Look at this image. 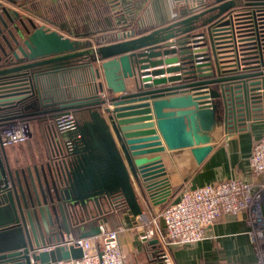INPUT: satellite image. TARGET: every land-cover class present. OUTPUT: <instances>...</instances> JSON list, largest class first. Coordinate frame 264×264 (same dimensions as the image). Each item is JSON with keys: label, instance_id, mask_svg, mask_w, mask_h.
I'll return each mask as SVG.
<instances>
[{"label": "water", "instance_id": "1", "mask_svg": "<svg viewBox=\"0 0 264 264\" xmlns=\"http://www.w3.org/2000/svg\"><path fill=\"white\" fill-rule=\"evenodd\" d=\"M210 3L157 27L120 16L107 37L114 41L94 45L0 0V120L18 106L37 109L39 78L73 62L86 60L95 80L93 94L59 103L78 116L64 131L50 127L43 162L12 165L0 145V264L80 258V247L40 248L73 234L72 224L78 237L97 236L100 223L90 219L114 194L133 216L143 213L140 197L164 203L170 188L159 152L189 148L200 163L215 127L236 128L262 104L264 0ZM239 3L249 10L234 12ZM160 256L157 264H166Z\"/></svg>", "mask_w": 264, "mask_h": 264}, {"label": "crops", "instance_id": "2", "mask_svg": "<svg viewBox=\"0 0 264 264\" xmlns=\"http://www.w3.org/2000/svg\"><path fill=\"white\" fill-rule=\"evenodd\" d=\"M1 1L6 7L17 11L21 17H30L37 23H45L51 29L67 35L69 33L66 29L84 34V39L93 43H96L94 36L99 32L109 36L120 16L132 17L134 22L139 21L146 27H157L173 20L180 6L177 0H37V6L32 10L27 5L28 0ZM57 1L62 3L66 14L63 21H54L53 5ZM80 5H83L82 11L78 9ZM105 5L108 9L105 8L102 12ZM76 71L75 79L64 78L62 83L54 75L49 77L42 88L43 95L40 98L44 106L40 108L48 107L53 110L65 99L92 93L87 88L90 85L88 76H83L81 70ZM30 109L34 111L33 108ZM37 110L38 107L35 111ZM62 111L64 110H53V116L40 111L39 114L26 116L32 127L31 137L24 143L5 149L12 165L32 166L46 159L50 144L48 131ZM210 134L212 149L200 163L195 161L189 148L165 149L159 152L165 169L163 177L170 188L169 194L181 186L195 187L231 177L254 182L264 180V175L254 174L249 164L252 146L264 134V103L257 109L252 108L251 117L243 124H238L236 128H224L220 125ZM168 198L169 195L166 200ZM140 204L143 211L141 215L133 216L128 211L120 218L118 239L125 254L124 264H137L138 261L157 264V257H153L157 252L160 257H164L166 264H197L202 259L250 263L256 259V245L249 234L251 227L247 221L246 210L238 215H221L206 228L205 237L194 244L170 246L167 244L162 221L156 217L151 222L163 203H144L140 197ZM261 214V237L264 242V201L261 204ZM144 233H149L148 237L140 239L139 236ZM48 239L47 236L46 240ZM150 248L154 255L148 252Z\"/></svg>", "mask_w": 264, "mask_h": 264}, {"label": "built area", "instance_id": "3", "mask_svg": "<svg viewBox=\"0 0 264 264\" xmlns=\"http://www.w3.org/2000/svg\"><path fill=\"white\" fill-rule=\"evenodd\" d=\"M176 1V0H174ZM197 5L190 4L194 9ZM234 12L241 11L233 9ZM264 103V88L261 89ZM58 131L70 128L74 123V115L69 113L57 119ZM32 135V127L28 119L16 118L11 122H0V142L4 147H10L27 141ZM251 171L256 175H264V134L253 144L249 156ZM264 201V180L260 182L246 181L238 177L214 181L195 187H186L178 199L170 204L155 218L162 221L167 244L191 245L202 240L206 228L223 214L238 215L247 211V221L250 225L249 234L256 245V259L250 263H236L216 260H200L197 264H264V242L261 237L263 217L261 204ZM100 233L94 237H78L71 233H62L40 250H48L55 246L80 247V258L58 260L50 264H124L125 254L118 239V229L110 230L105 224H99ZM149 233L140 235V239L148 237ZM57 235L53 233L52 237ZM99 241V250L96 248ZM31 264H36L31 261ZM137 264H151L138 261Z\"/></svg>", "mask_w": 264, "mask_h": 264}, {"label": "trees", "instance_id": "4", "mask_svg": "<svg viewBox=\"0 0 264 264\" xmlns=\"http://www.w3.org/2000/svg\"><path fill=\"white\" fill-rule=\"evenodd\" d=\"M251 2L255 1V0H249ZM177 2L179 3V9L176 12V16L173 18V20H171L170 22L176 21L178 19H182L184 17H187L191 14L197 13L199 11H201L202 9H205L206 7H209L211 5L210 0H177ZM190 2L191 3H195L197 6L194 9L190 8ZM27 5L29 8H31L32 10H35L36 6H37V0H28L27 1ZM104 9L102 10V12L105 11V8L108 9V7L105 5L103 6ZM261 7V6H258ZM54 8V12H55V16H54V21H63L66 19V14L64 12V9L62 8V6L58 3L53 5ZM249 6H245L243 3H239L234 9H238V10H249ZM79 11H82L83 9V5H80ZM107 11V10H106ZM169 22V23H170ZM168 24V23H166ZM112 33V32H111ZM109 35H113V34H109ZM106 37L104 34H102L101 32L97 33L94 36V39L96 41L97 44H102V43H107L110 41H114L113 37L110 38L109 40L106 39ZM105 39V40H104ZM70 68H66L64 70H62V72H57L54 74H50V75H46V76H41L39 78V85H40V89L42 92V88L45 82H48L49 77H52L53 75L55 77H58L60 79V82L62 83V80L64 78H70V79H75L76 77V70H81L83 72V76L86 75V77L88 76L89 80H90V85H88V89H91L89 91H92V94L94 93V84H95V80L92 77L91 71L89 66L86 63V60L82 59L76 62H73L70 64ZM53 76V77H54ZM39 92V95L42 96L43 93ZM37 94V92H36ZM91 94V93H90ZM35 98V96H34ZM69 99V98H68ZM32 102V98L27 99L25 104H29ZM40 106H44L43 104L38 106V110L37 111H33L32 109H29V111L23 110L21 108V106H18L8 112H5L4 115L2 116V119L0 120V122H11L14 121L16 118H26V116L30 115L28 114V112H35L34 114H39L38 112H42V113H49L50 115L53 116V110H57V111H61V109H56L59 107V104H57V106H55L52 109H48V107H41ZM31 110V111H30ZM66 111H70L71 113H73L74 115L78 116V111L77 109H69V110H64L61 112V114L65 113ZM61 114L55 118V124H53V128L58 131L59 130V124L57 123V119L61 116ZM48 139H49V135H48ZM186 188L185 186H181L178 187L176 189H174V191L172 193L169 194V198L168 200H166L160 207L159 212H162L164 209H166L170 204H172L173 202H175L180 193L182 192V190ZM128 212V207L126 202L124 201L123 197L120 194H114L111 196L110 201L108 204H105L103 206V208L101 209V211H99L93 218H91L90 220H94L96 221L98 224L99 223H103L106 225V227L110 230L113 229H117L120 225V218L123 216V213H127ZM89 221V220H88ZM77 225L78 224H72V233L75 236H78V229H77ZM151 248L148 249V252L151 254ZM158 252L157 254H151L154 255L153 257L156 258L158 256ZM153 258V260H154Z\"/></svg>", "mask_w": 264, "mask_h": 264}, {"label": "flooded vegetation", "instance_id": "5", "mask_svg": "<svg viewBox=\"0 0 264 264\" xmlns=\"http://www.w3.org/2000/svg\"><path fill=\"white\" fill-rule=\"evenodd\" d=\"M62 71V70H61ZM61 71H58V72H61ZM0 145H2V143L0 142ZM3 146V145H2ZM5 149H6V147H4ZM8 159V158H7ZM8 161H9V159H8ZM10 163V162H9Z\"/></svg>", "mask_w": 264, "mask_h": 264}, {"label": "rangeland", "instance_id": "6", "mask_svg": "<svg viewBox=\"0 0 264 264\" xmlns=\"http://www.w3.org/2000/svg\"><path fill=\"white\" fill-rule=\"evenodd\" d=\"M60 5L63 6L62 3H61ZM95 45H96V44H95Z\"/></svg>", "mask_w": 264, "mask_h": 264}]
</instances>
